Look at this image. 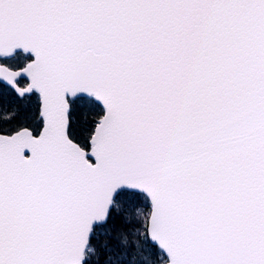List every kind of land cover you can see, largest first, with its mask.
I'll return each instance as SVG.
<instances>
[{
    "label": "snow or ice",
    "instance_id": "6c2138e0",
    "mask_svg": "<svg viewBox=\"0 0 264 264\" xmlns=\"http://www.w3.org/2000/svg\"><path fill=\"white\" fill-rule=\"evenodd\" d=\"M0 264H264V0H0Z\"/></svg>",
    "mask_w": 264,
    "mask_h": 264
}]
</instances>
